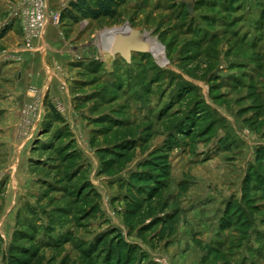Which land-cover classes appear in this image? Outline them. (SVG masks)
<instances>
[{
    "label": "rangeland",
    "instance_id": "obj_1",
    "mask_svg": "<svg viewBox=\"0 0 264 264\" xmlns=\"http://www.w3.org/2000/svg\"><path fill=\"white\" fill-rule=\"evenodd\" d=\"M21 2L0 0V264H264V0L62 17L48 72ZM127 26L166 64L102 50Z\"/></svg>",
    "mask_w": 264,
    "mask_h": 264
},
{
    "label": "built area",
    "instance_id": "obj_2",
    "mask_svg": "<svg viewBox=\"0 0 264 264\" xmlns=\"http://www.w3.org/2000/svg\"><path fill=\"white\" fill-rule=\"evenodd\" d=\"M76 1L77 0H22L17 14L24 28L27 46L32 48L36 40H41L47 32L48 27L50 25H57L62 15L70 10L72 4ZM82 21L83 27H86L88 25V20L82 19Z\"/></svg>",
    "mask_w": 264,
    "mask_h": 264
},
{
    "label": "bare ground",
    "instance_id": "obj_3",
    "mask_svg": "<svg viewBox=\"0 0 264 264\" xmlns=\"http://www.w3.org/2000/svg\"><path fill=\"white\" fill-rule=\"evenodd\" d=\"M128 41L133 44L134 50L143 51L145 54H150L156 59L160 65L166 64L165 53L160 43L148 33H140L123 27L104 31L100 36V45L102 50L108 55H114L116 52L123 50Z\"/></svg>",
    "mask_w": 264,
    "mask_h": 264
},
{
    "label": "trees",
    "instance_id": "obj_4",
    "mask_svg": "<svg viewBox=\"0 0 264 264\" xmlns=\"http://www.w3.org/2000/svg\"><path fill=\"white\" fill-rule=\"evenodd\" d=\"M125 0H77L72 4L70 10L66 11L62 17L72 21L82 19L99 20L102 18H115L117 7ZM135 251L129 250V256H133Z\"/></svg>",
    "mask_w": 264,
    "mask_h": 264
},
{
    "label": "crops",
    "instance_id": "obj_5",
    "mask_svg": "<svg viewBox=\"0 0 264 264\" xmlns=\"http://www.w3.org/2000/svg\"><path fill=\"white\" fill-rule=\"evenodd\" d=\"M245 2L248 6L256 7L260 5L261 0H245ZM56 31L57 27L55 25H50L48 27L45 39L37 43V47L34 51L28 53L29 55L27 56L28 59L26 63L35 64L36 62L45 72L51 69L50 64H55L56 59H58L55 52H62L66 49L62 46L61 39H59Z\"/></svg>",
    "mask_w": 264,
    "mask_h": 264
},
{
    "label": "water",
    "instance_id": "obj_6",
    "mask_svg": "<svg viewBox=\"0 0 264 264\" xmlns=\"http://www.w3.org/2000/svg\"><path fill=\"white\" fill-rule=\"evenodd\" d=\"M188 12L190 13V14H192V12H193V8H192V5H188ZM134 49H133V44H132V42L130 43V41H128V44H127V46L123 49V50H121V54H122V56H123V58L127 61V62H130L131 61V52L133 51Z\"/></svg>",
    "mask_w": 264,
    "mask_h": 264
}]
</instances>
